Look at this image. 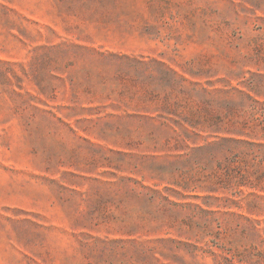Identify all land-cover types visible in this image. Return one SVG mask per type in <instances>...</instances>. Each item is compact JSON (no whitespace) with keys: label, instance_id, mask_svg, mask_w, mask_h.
Here are the masks:
<instances>
[{"label":"rangeland","instance_id":"rangeland-1","mask_svg":"<svg viewBox=\"0 0 264 264\" xmlns=\"http://www.w3.org/2000/svg\"><path fill=\"white\" fill-rule=\"evenodd\" d=\"M0 264H264V0H0Z\"/></svg>","mask_w":264,"mask_h":264}]
</instances>
